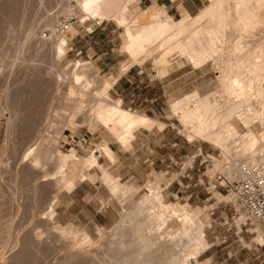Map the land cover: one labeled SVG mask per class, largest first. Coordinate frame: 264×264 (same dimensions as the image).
<instances>
[{
	"label": "bare ground",
	"instance_id": "1",
	"mask_svg": "<svg viewBox=\"0 0 264 264\" xmlns=\"http://www.w3.org/2000/svg\"><path fill=\"white\" fill-rule=\"evenodd\" d=\"M135 1L46 0L49 8L40 2L38 8L43 11L42 22L50 32L41 47L33 37L36 14L28 15L30 8L26 7L24 0H4L0 4V26H8V38L15 37L17 28H23L26 23L22 31L24 42L15 48V52L18 54L26 48L27 53L28 47L27 57L40 54L46 61L55 63L65 55L71 36L77 32L73 19L74 11L78 9L81 13L76 22L79 24L90 19L110 18L122 28L124 43L119 51L125 53L127 61L121 63L119 74L137 60L141 63L150 61L155 77L162 79L175 52L193 69L209 65L218 74V89L204 94L193 89L170 103L172 114L182 126L180 131L187 141L205 142L218 151L220 158L214 159L212 169L219 172L226 183L238 178L244 168L264 165V21L258 16V12H263L264 2L204 0L196 14L183 12L176 19L164 9L156 11L149 8L133 14L130 7ZM54 6L57 8L49 12ZM60 16L73 20L64 33L54 30ZM8 55L11 56L8 49L0 51V58L6 64L10 62ZM29 62L27 65H32ZM71 70L69 79L67 74L46 73L49 78L66 79L62 84L67 86L65 95L68 96L58 109L68 111L60 115L67 121H75V115L79 113L80 121L90 130H100L103 142H95L84 156L78 155L74 148L62 154L56 146L62 128L58 127L54 129V135H45L42 142L31 144L21 152L17 167L25 177L33 178V197L43 194L46 188L50 189V194L46 205L38 212L32 208L27 225L19 227L26 231L21 235H16V231L0 244V264H33L36 257H45L57 245L64 246V258L68 264H189L191 258H196L198 246L204 245L200 211L189 209L187 204L176 207L172 203H164L161 190L152 183L147 185L146 193L133 203L134 192L130 186L99 164V157L107 164L115 163L112 142L121 150L129 149L139 129L159 127L162 122L123 107L120 101L109 100L106 95L109 80L93 76L89 64L75 61ZM28 72L24 74V70L23 79L29 77ZM75 86H79V90ZM87 90L93 93L88 103H83L77 94ZM3 99L0 110L7 115L6 125L10 131L15 127L14 118L19 115L21 104L17 98L13 102L9 100V95ZM49 125L54 126L53 122ZM253 127L259 128V133ZM95 166L102 169L103 183L121 209L115 224L109 229L98 227L97 238H92L85 228L72 222L63 225L55 222L54 218L59 195L71 192L76 180L88 179L86 171ZM17 179L16 175L14 185ZM227 198L241 209L232 194L228 193ZM20 208L18 205L17 209ZM107 208L112 209L110 201L101 206V210ZM254 222L255 228H251L254 239L263 242L264 230L258 221ZM4 249L6 255L2 253Z\"/></svg>",
	"mask_w": 264,
	"mask_h": 264
},
{
	"label": "rangeland",
	"instance_id": "2",
	"mask_svg": "<svg viewBox=\"0 0 264 264\" xmlns=\"http://www.w3.org/2000/svg\"><path fill=\"white\" fill-rule=\"evenodd\" d=\"M3 1L0 0V4ZM45 1L24 0L26 7L31 10H28V15L36 14V30L33 37L40 47L46 39L42 33L49 30L42 22L43 11L40 12L38 8L40 2H43V7L46 6ZM193 1L201 5L204 0ZM169 4L170 0H159V3L157 0H136L130 10L134 14L148 7L159 9L166 5L168 13L178 19L181 12L175 7L169 8ZM56 8L57 6H54L49 12ZM189 11L195 14L198 10L192 8ZM263 12H258L262 21ZM80 13L78 9L74 11L73 20L77 32L71 36L65 55L55 63L46 61L40 54L27 57L29 49L26 45L27 53L26 48L18 54L15 52V48L24 42L22 31L25 30L26 23L23 28H17L15 37H8L9 39L8 26H0V51L8 49L11 55H8V64L0 58V105H3V98L7 95L12 102L17 98V102L21 104L11 133L6 125L7 115L0 110V244L7 241L16 231V235L26 231L19 227L27 225L32 208L38 212L49 199V188H46L43 194L33 197V178L25 177L17 167L19 155L27 146L42 142L47 134L54 135L58 127L62 128L56 146L62 154L74 148L78 155L84 156L94 147L95 142H103L100 130H90L81 122L79 113L75 115V121H67L60 115L68 111L58 109V106L64 105L63 100L68 96L65 95L67 86L63 85L66 79L65 82L59 81L47 75L52 72L54 75L67 74L69 79L73 63L79 61L92 67L93 76L98 75L109 80L108 78L119 74L121 63L127 61L125 53L119 51L124 43L122 28L110 18L99 21L90 19L84 24H79L76 20ZM28 60L32 65H27ZM27 72L29 79H23ZM154 74L150 61L141 63L137 60L121 73L109 94L112 100L121 98L124 107L160 120L161 126L139 129L131 147L125 149L126 151L117 148L112 142L110 145L116 154L115 163L107 164V161L99 157V164L108 168L112 176H117L130 186V190L134 192L133 203L146 193L147 185L152 183L161 190L164 203H172L176 207L187 204L189 209L200 211L204 245L198 246L196 258H191L189 264H264V240L259 242L254 239L251 229L255 228L254 220L249 221L243 210L235 206L231 198H227V183L219 172H213L214 159L220 158L218 151L205 142L187 141L179 129L182 127L180 122L170 110L171 101L193 89H198L201 94L218 89V74L209 65L202 69H193L185 59L180 58L178 52L171 56V63L164 78H156ZM74 88L79 90V86ZM87 91L77 94L79 101L88 103L93 92ZM51 122L54 126L49 125ZM253 128L259 133V128ZM102 173L99 166L88 168V179L76 180L75 188L71 192L59 195L55 203V222L63 225L72 222L77 227L85 228L92 238H97L98 227L109 229L115 224L121 205L112 199L106 184L103 183ZM16 175L18 179L14 185ZM106 201H110L111 210H101ZM18 205L20 209H17ZM259 230L262 231L260 227ZM2 253L6 255V249L2 250ZM64 256V246L57 245L54 251L47 253L45 257H36L33 264H68Z\"/></svg>",
	"mask_w": 264,
	"mask_h": 264
},
{
	"label": "built area",
	"instance_id": "3",
	"mask_svg": "<svg viewBox=\"0 0 264 264\" xmlns=\"http://www.w3.org/2000/svg\"><path fill=\"white\" fill-rule=\"evenodd\" d=\"M72 22L71 17L60 16L54 25L55 32H66ZM42 35L43 38L49 37V30ZM225 192L233 195L236 204L246 213L249 221H258L264 230V165L244 168L238 178L226 184Z\"/></svg>",
	"mask_w": 264,
	"mask_h": 264
},
{
	"label": "crops",
	"instance_id": "4",
	"mask_svg": "<svg viewBox=\"0 0 264 264\" xmlns=\"http://www.w3.org/2000/svg\"><path fill=\"white\" fill-rule=\"evenodd\" d=\"M263 2H264V0H262ZM157 2L159 3V0H157ZM170 2H171V4H169L168 6H169V8H173V7H175L176 8V10L177 11H179V13L181 12V14L183 13V12H187V13H190V11L189 10H191L192 8H194V9H197V10H199V8L203 5V3H204V1H203V3L201 4V5H198L197 4V2H194L193 0H179V1H177L176 0V2H175V0H170ZM194 3V4H193ZM149 8H151V7H148V8H145V9H149ZM162 9H164V10H166V12H167V14H169L168 13V8H167V6L165 5V6H162L161 8H159V9H155L156 11H160V10H162ZM143 10V9H142ZM139 11H141V10H139ZM198 12V11H197ZM196 12V13H197ZM195 13V14H196ZM191 14V13H190ZM169 15H171V14H169ZM172 16V15H171ZM173 17V16H172ZM174 18V17H173ZM121 74H117V75H113L111 78H108L109 79V82H110V87H109V89H108V93L106 94V95H108L109 96V100H111V101H120L121 102V105H122V99L121 98H118L117 100H112L111 99V96H110V94H109V90L111 89V87L119 80V78L121 77L120 76ZM165 77V76H164ZM163 77V78H164ZM123 106V105H122ZM124 107V106H123ZM125 108H127V107H125ZM128 109H131V108H128ZM132 110V109H131ZM134 111V110H133ZM135 112H137V111H135ZM139 113H143V112H139ZM143 114H145V113H143Z\"/></svg>",
	"mask_w": 264,
	"mask_h": 264
},
{
	"label": "snow or ice",
	"instance_id": "5",
	"mask_svg": "<svg viewBox=\"0 0 264 264\" xmlns=\"http://www.w3.org/2000/svg\"><path fill=\"white\" fill-rule=\"evenodd\" d=\"M86 7H87V5H86Z\"/></svg>",
	"mask_w": 264,
	"mask_h": 264
}]
</instances>
